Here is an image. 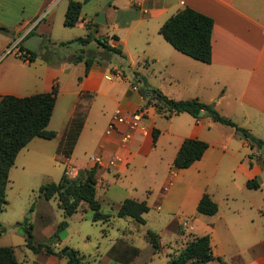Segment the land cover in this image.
Returning <instances> with one entry per match:
<instances>
[{
    "label": "crops",
    "instance_id": "obj_1",
    "mask_svg": "<svg viewBox=\"0 0 264 264\" xmlns=\"http://www.w3.org/2000/svg\"><path fill=\"white\" fill-rule=\"evenodd\" d=\"M57 3V0H0V25L9 28L8 32H0V96L48 91L57 82L59 92L48 124L49 129L57 131L51 138H58L57 147L76 111H86L75 146L76 149L81 144L83 156L74 152L71 157L58 155L56 148V158L64 163L63 173L69 170V176L74 177L80 169L96 166L97 194L99 188L106 189L103 195L108 200L112 197L107 193L123 175L121 182L125 185L120 186L127 191L129 186L133 194L120 197L121 201L127 197L146 200L150 209L168 212L179 207L194 214L199 200L208 192L219 207L213 215L202 214L208 216L209 227L204 234L211 235L214 255L221 257L224 264H264V236L259 229L264 222H257L258 217H264V197L259 195V191L263 192L262 184L258 189L246 185L248 179L258 178L264 172L260 147L242 138L233 127L213 120L206 111L200 112L198 118L188 112L171 116L159 112L155 100L144 95L143 81L134 74L138 71L149 88L159 89L170 98H198L213 103L222 115L264 139V0H108L100 8L106 21L97 22L95 38L85 44L72 42L78 44L74 49L72 43L62 47L65 60L48 63L37 58L30 62L15 51L6 53L7 47L38 22L45 8L51 9L52 16ZM186 5L214 19L210 63L182 53L159 33L165 20ZM97 15L98 12L92 18L80 15L73 27L78 32L67 31L63 36H54L49 26L36 31L39 22L31 30L35 34L27 33L20 44L24 45L28 37L40 36L41 50L49 39L57 43L85 36L87 23L95 21ZM99 39L119 49L122 55L105 47ZM78 54L85 58L73 61L71 57ZM86 56L91 59L88 70ZM115 70H121L124 76L109 79L107 75ZM117 109L124 114L137 109L145 111L126 146L120 142L119 131L106 133ZM118 128L124 130L126 124ZM154 129L158 130L156 140ZM188 137L206 141L208 148L189 167L174 168V158ZM37 138L40 136L28 144ZM248 148L256 155H250ZM115 155L122 160L108 165ZM95 156H101L103 162L95 163ZM176 221L172 219L169 227ZM194 221L187 222L190 228ZM56 230L57 227H51L49 237ZM52 246L55 250L62 248L58 243ZM61 257L66 261L50 262L47 256L39 264H67V258ZM109 257L116 264H127Z\"/></svg>",
    "mask_w": 264,
    "mask_h": 264
},
{
    "label": "trees",
    "instance_id": "obj_2",
    "mask_svg": "<svg viewBox=\"0 0 264 264\" xmlns=\"http://www.w3.org/2000/svg\"><path fill=\"white\" fill-rule=\"evenodd\" d=\"M87 1V0H85ZM83 2L79 0H69L64 17V25L75 26L82 12ZM98 23L90 20L87 23V33L76 39L68 41L53 42L49 39V44L39 51H34L23 44L21 48L30 53V62L40 58L48 63L61 62L66 59L62 47H67L72 42L82 44L89 43L95 38L94 27ZM214 19L201 11L188 5L179 9L176 13L165 20L159 29V33L172 46L182 53L200 60L202 62H212V32ZM0 31L8 32L9 28L0 25ZM35 32L31 31L30 35ZM45 38V37H44ZM107 48L122 55L121 51L112 47L99 39ZM44 49V50H43ZM85 55L78 54L72 56L73 61H81ZM87 70L91 67V59L86 56ZM136 79L143 81V93L155 100L156 108L166 116L188 112L194 117H200L201 111H206L207 115L213 120L233 127L244 139L258 144L263 150L264 162V139L255 136L248 128L239 125L231 118L222 115L213 103H206L198 98L174 99L163 94L159 89L149 88L143 77L138 71H134ZM58 83L54 82L48 91L36 92L25 96L14 94H3L0 96V215L7 203V187L10 181L9 173L12 165L20 150L24 148L34 137L40 136L51 139L57 135V131L49 129L48 124L51 120L56 99L58 96ZM86 120V111L77 110L70 119L67 128L58 144L57 152L65 157H71L76 143L81 134ZM157 129H154V140L157 138ZM208 148V143L204 140L188 137L185 138L179 147L174 158V168H186L195 161L202 158ZM96 166L82 168L76 176L71 177L64 172L58 181H51L40 186L41 194L47 199H57L58 205L63 209L65 215L72 216L76 213L81 204L86 202L91 211L93 221L109 222L112 214L102 210V203L97 197V178ZM247 187L258 189L261 183L257 177L248 179ZM218 203L212 196L205 192L197 205V212L201 214L213 215L218 211ZM150 209L146 200H137L127 197L121 201L116 215L118 217H132L138 223H146L145 213ZM68 226L67 219H63L55 231L52 238L58 236L62 229ZM7 227L0 221V235L5 232ZM27 245L37 252H45L58 256H65L67 264H86L84 255L72 246L66 245L60 250H55L50 244H35L33 226L24 227ZM150 242L157 249L160 245L159 234L153 230H148ZM118 243L110 248L109 255L119 259L121 247ZM217 258L221 264L224 262L221 257H216L211 245V235L209 233L195 236L174 256L167 264H206ZM0 264H22L16 255L15 247L12 245H0Z\"/></svg>",
    "mask_w": 264,
    "mask_h": 264
},
{
    "label": "rangeland",
    "instance_id": "obj_3",
    "mask_svg": "<svg viewBox=\"0 0 264 264\" xmlns=\"http://www.w3.org/2000/svg\"><path fill=\"white\" fill-rule=\"evenodd\" d=\"M79 1L84 2L81 15L89 18L94 17L96 12L100 13L101 6L108 3V0ZM57 2L56 12L52 16L51 9L45 8L42 11L43 14L41 13L42 15L36 22V24L40 22L36 31L44 30L49 26L54 36H63V33L67 31L78 32V29L73 28L74 26L68 27L63 24L69 0H58ZM70 46L74 49L78 44L72 43ZM13 63L16 65L18 62ZM19 64H22V61ZM57 141L58 138H37L36 142L28 144L18 153L16 161L10 169L7 203L0 215V221L7 229L0 235V245L14 246L18 258L24 264L45 262L47 256L50 262L66 261L64 257L59 256L60 258H58L56 257L58 255L37 252L29 247L24 229L26 225L33 226L35 244L58 243L62 248L66 245L72 246L84 255L86 264H116L108 253L116 241L123 245L120 249L122 252L119 259L127 264H167L170 258L176 255L188 241L196 235L204 234L206 227H209L206 223L208 216L198 212L192 214L188 208L179 207H174L170 212L151 208L144 214L146 218L144 224L136 222L132 217H118L116 212L121 198L133 194L129 186V191L120 186L125 185L124 181L121 182L124 178L123 175V178H119L118 184L113 185L107 193L109 197H112V200H108L103 195L106 189H98L97 197L102 203V210L112 214L111 221H93L86 202L81 204L76 213L67 217L58 205L57 199L47 200L39 190L44 183L58 181L63 173L64 163L56 158ZM235 143L239 146L238 140H235ZM248 149L250 155H256L255 152L252 153L251 148ZM260 152L262 155V148H260ZM83 153L80 144L74 154L80 157L83 156ZM258 179L263 189V192L259 191V195L264 197V172L258 176ZM256 197L259 196H255V199H257ZM174 218L177 219L176 223L169 227L170 221ZM233 218L238 219L239 217L234 216ZM63 219H67L68 226L62 229L58 236L49 237L50 228L58 227ZM179 219L186 222L185 225L183 222L179 223ZM193 219H195L194 225L190 228L187 222H191ZM257 222L263 223L264 217H258ZM259 229L260 235L264 236V227H259ZM148 230H153L160 236V245L157 249L150 242ZM25 258L27 260L24 261ZM207 264H221V262L218 259H213Z\"/></svg>",
    "mask_w": 264,
    "mask_h": 264
},
{
    "label": "built area",
    "instance_id": "obj_4",
    "mask_svg": "<svg viewBox=\"0 0 264 264\" xmlns=\"http://www.w3.org/2000/svg\"><path fill=\"white\" fill-rule=\"evenodd\" d=\"M35 24L36 23L34 22V24H32L26 30V32L15 41L14 44H12L10 47H7L6 53L15 51L22 59L30 61V53L26 49L20 47V42H22L24 36L32 30ZM123 76L124 74L121 70H115L111 74L107 75L109 79L121 78ZM138 84L139 83H135L137 86ZM144 115L145 111L143 109H137L130 114H124L121 109H117L115 115L108 123L106 133L109 134L113 131H119L120 142L123 146H126L133 137L134 132L140 126ZM122 123L126 124V128L124 130H119L118 126ZM120 160H122V157L115 155L108 160V165H115ZM94 161L95 163L100 164L103 162V158L101 156H95ZM66 173L69 175L70 171L66 170Z\"/></svg>",
    "mask_w": 264,
    "mask_h": 264
},
{
    "label": "water",
    "instance_id": "obj_5",
    "mask_svg": "<svg viewBox=\"0 0 264 264\" xmlns=\"http://www.w3.org/2000/svg\"><path fill=\"white\" fill-rule=\"evenodd\" d=\"M95 21L98 23H104L106 21L104 11H101L100 13H98L97 17H95ZM41 41H42V37L33 36V37L26 38L23 43L28 48L34 51H39Z\"/></svg>",
    "mask_w": 264,
    "mask_h": 264
}]
</instances>
